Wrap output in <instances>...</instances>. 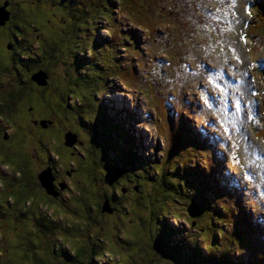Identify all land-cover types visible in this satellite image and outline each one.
<instances>
[{"label":"rangeland","instance_id":"374dc122","mask_svg":"<svg viewBox=\"0 0 264 264\" xmlns=\"http://www.w3.org/2000/svg\"><path fill=\"white\" fill-rule=\"evenodd\" d=\"M44 2L52 7L55 0ZM67 2L64 8L93 23L89 21L79 33L80 22L73 16L70 32L65 31L61 44H56L59 51L37 49L39 42L30 46H37L34 54L44 67L46 62L53 63L52 76L61 80L57 85L67 98L51 76L46 98L42 100L38 92L44 94L31 86L25 98L47 104L48 97L54 96L66 103L63 110L52 101L50 106H35L59 111L48 118L53 131H72L82 142L77 155L82 184L62 193L61 202L51 205L38 198L35 173L0 156V264H181L176 257L163 255L170 252L160 231L163 223L172 228L182 225L191 234L198 227L203 236L195 234L194 242L201 251L206 252L207 242L213 243L216 235L221 246L216 245L215 253H222L224 243L232 242L224 251L232 252L237 263L264 264V76L256 72L264 66V28L251 30L255 33L251 35L245 30L255 27L252 22L264 10V0H237L231 10L220 0H122L123 6L119 0H73L69 6ZM99 3V12L92 13ZM78 4H87L88 13L80 11ZM30 8L45 11L40 17L49 19L50 11L40 3H19L18 25H27L25 12ZM101 10L107 11L104 18ZM209 14L218 16L219 22ZM206 19L211 31L205 27ZM29 37L40 41L43 37L46 44L39 31ZM12 45L15 51L28 54L25 47ZM7 49L2 41L0 57ZM80 53H86V61L79 58ZM36 67L31 69L30 64L18 79ZM8 84L7 78L0 77V86ZM4 90L0 89V102L13 95L12 90ZM11 100L16 114L30 108L21 94ZM69 108L77 112L71 114ZM8 114L1 120L8 122ZM0 127L6 133L13 128ZM30 130L27 126L21 131L26 140L32 138ZM56 146L55 139L48 140L45 149L61 166L68 164L59 158ZM233 155L239 164L233 162ZM35 161L26 160L28 166ZM47 168L46 162L41 173ZM163 181L171 186L165 188ZM123 182L136 194L118 205L124 207L122 213L99 219L95 215L99 199L93 190L105 203V199L111 201L107 196L115 195L114 186ZM207 202L216 209L225 205L238 217L258 236L261 252L249 245V232L237 229L234 234L230 224L225 231L212 225L202 215ZM78 203L84 205L78 206L76 217L70 207ZM85 205L93 214H85ZM159 212L168 220L159 221ZM190 214L203 222L194 223L187 217ZM101 223L111 225L101 228ZM170 238L180 241L179 236Z\"/></svg>","mask_w":264,"mask_h":264},{"label":"flooded vegetation","instance_id":"af4514ba","mask_svg":"<svg viewBox=\"0 0 264 264\" xmlns=\"http://www.w3.org/2000/svg\"><path fill=\"white\" fill-rule=\"evenodd\" d=\"M68 1L67 6L70 5V3H74L73 0H55V2H51L53 3L52 8H53V12H51V7L48 6V8L50 9V13L51 15H55V18L57 19L56 22L58 23V25L60 26L59 31L54 30L53 29V25H50V19L47 20H36L34 21V24L36 25V23H41L40 25H44L45 30L44 31H40V29H38L36 26H33V30H29V32L24 33V35L22 36V34H20V31L14 27L13 25L15 23V19L17 16H20L21 13L19 12L18 9V5L20 3V6L24 5L25 3H31V2H36V3H40L41 5H45L44 4V0H31V1H27V0H0V21L1 19L5 16V12L8 14V18L6 17V19L4 20V24L1 25L0 24V43L4 40H9L12 41L13 44H18L21 47H25L27 50H29V46H34V44L32 45L30 43L31 38H29V35H31L32 32L35 31H39L46 39V41H50V40H55L57 44V46H59L61 44V35L66 31L67 34L70 32L71 30V21L73 18V12H71L68 8H64V4L65 2ZM50 3V4H51ZM92 3V1H91ZM80 7V5L78 4V8ZM102 7V4L99 3L95 9L92 11V13L94 12H99L100 8ZM88 8L85 7L82 8L81 10H83L84 12L88 13ZM39 8L38 10H34L33 8L30 9L28 12L29 15H31V13H36L38 16L40 15L39 13ZM55 11H58V13H56ZM91 12V11H89ZM37 16V18H38ZM81 19H77V22H79ZM8 22V23H7ZM70 23V24H69ZM31 25V24H29ZM37 37V35L35 36ZM41 39L38 40L36 39V41H38L43 48H46V44L43 41V37H39ZM8 53H4L1 55L0 58L2 59V67L3 69H5L6 65H12L14 62L16 61H20V57H22V59H26V55L19 53L18 51L14 50L13 45L8 46ZM22 61V60H21ZM27 78L29 80V82L33 83V81L30 79V74H27ZM34 86H36L34 84ZM49 86V83L47 84V86L45 87H40L41 91L44 93L45 90H47ZM37 87V86H36ZM38 88V87H37ZM7 93V90H4ZM8 99L3 98V101L0 102V125L5 126L4 121L1 120V118H5V115L7 112H9L8 115H11V117H9V120L11 122H9L8 126H11L12 131L9 133H6L5 130H3L0 127V151L4 152L5 156H8L9 159H11L10 161H13V163L17 166L18 162V158L24 157L25 159H27L28 156H30L31 158H34L36 161V165L33 168H31L29 171H34L35 176L38 177V175L41 173L42 169L45 168V163L47 162V167L49 168V170H51L50 172V180H51V189L49 191V194L46 191L45 186L42 184V182L37 181V178H35V180L37 181V189L36 191L39 194V199L45 198L47 203H50L51 205L56 204V203H60L61 202V198H59V196L62 193H67L70 192L72 189L76 190L79 188V186L81 185L80 183V175L78 174L79 170H81V168L79 169L78 166H80L77 162V155L79 152V147L81 148L82 146V142L80 140H78L77 135H76V139L77 141L71 145V146H67L65 144V140H64V135L66 133H62L60 134L58 137L56 135L57 131H52L50 133H52L54 136H52L50 133H48L47 137L49 139V141H52L53 139H55L57 141V150H58V155L59 158H61L62 160H64L66 163L68 164H64V166H61V161L58 159L57 161L54 160L51 157V154L45 149L46 146V138L43 135L42 132L46 131L47 128L52 127V123L47 124V126H43L41 124V121L43 120H47L50 121L47 117H45V115L43 114V107H36L41 105V101L38 100L37 98L35 99V102H31L30 100V108L27 110H18L16 114L14 109H15V102H13V100H11L12 98L10 96H8ZM41 98V97H40ZM43 100V99H42ZM28 101V102H29ZM31 103H33L34 105H31ZM36 105V106H35ZM45 105V104H42ZM9 109H3L2 107H9ZM18 106V104H17ZM37 109V110H36ZM41 109V110H39ZM45 117V118H44ZM14 119H17V123L15 124ZM20 123V124H19ZM55 124V123H54ZM29 126L30 129V133L32 135V138L29 140H26L23 135H22V130L25 129V127ZM70 131V130H69ZM72 133V131H70ZM59 146L61 148H59ZM44 151V152H43ZM17 159V160H14ZM30 159V158H29ZM17 161V162H16ZM58 162V163H57ZM54 164V168L52 167V165ZM56 165V167H55ZM67 167V168H65ZM65 170V172H64ZM64 174V175H63ZM66 175V176H65ZM68 175V176H67ZM34 176V177H35ZM72 177V179H69L67 177ZM77 177V179H75ZM93 179H95V177H93ZM75 180V181H74ZM113 186V185H112ZM112 187L110 186V191ZM115 190L114 194L115 195H109L106 198H110V200H108L110 202V205L113 207V213L108 214V213H101L100 211L98 212V214H100V216H112L115 217L116 214H120L121 212V208H118V205H122L123 200H125L126 198H129V195H134L136 194V192L131 189V187H129V185L127 184V182H123L122 185L120 187L118 186H114ZM100 190L102 191L103 195L106 194V190L101 186ZM109 190V189H107ZM94 192V198L95 199H99V201L97 202V206L98 209L100 210V204L102 201H104V199L102 198L101 194H97L96 191ZM103 199V200H102ZM68 200L73 201L74 200V196H68ZM102 200V201H101ZM107 200V199H105ZM63 203H67V201H64ZM64 204V205H65ZM81 203H78L76 205V207H70L71 213H75L76 211H78V206ZM63 205V204H62ZM71 205V204H68ZM72 206V205H71Z\"/></svg>","mask_w":264,"mask_h":264},{"label":"trees","instance_id":"16d2710c","mask_svg":"<svg viewBox=\"0 0 264 264\" xmlns=\"http://www.w3.org/2000/svg\"><path fill=\"white\" fill-rule=\"evenodd\" d=\"M119 2L121 3L122 0H119ZM44 4L45 5H43V6L46 7V11L48 12L50 9L48 8L46 2H44ZM122 6H123V2H122ZM124 6H125V4H124ZM28 11L29 10H27L25 12L26 17L29 19L27 21V25H18V22H17L16 19H18L19 16H17L16 19H15V23L13 25V28L16 27L20 32L23 31L24 33H26V32H29V30H33V26L34 27L36 26L41 31H44L45 30L44 25L43 24L42 25H35L34 21L42 19L40 17V15L44 14L45 11H39V13H40L39 16L36 13H34V14L31 13V15H29ZM51 12H53V8L51 9ZM55 12L59 14L58 11H55ZM255 12L258 13L257 11H255ZM106 13H107V11H105V10L102 11L101 10V17L104 18ZM37 16H38V18H37ZM73 16L78 18L75 13H73ZM258 16H259L258 20L257 21L255 20V21L252 22L254 24L253 26H255V27L248 26L247 31H246L247 34L249 33L251 35L253 33L251 30L258 29V28H264V10L260 11L258 13ZM49 19H50V25H53L52 26L53 29L59 31L60 26L56 22L57 19L53 18L51 13L49 14ZM78 19H81L79 21L80 25H77V30H78L79 33H81L83 31L82 30L83 28L88 27L86 24L89 21L91 23H93V19H88V18H86L84 16H81ZM29 24H31V25H29ZM73 33H75V32H73ZM108 34H109L110 37L113 36L111 32H109ZM253 34H255V33H253ZM29 36H31V35H29ZM107 41H109V40L107 39ZM37 42L38 41L34 40L33 38H31V40H30V43L32 45L33 44L36 45ZM49 42H51L52 44H50ZM122 44L124 45L125 43L122 42ZM54 46H56V44H55V42L53 40L46 41V48H45L46 52H48V51H54V52L59 51L57 49V46H56V49H54ZM32 48H34V46H32ZM36 48H37V46H36ZM93 48L96 49L95 47H93ZM37 49H43V46L40 44V46ZM7 51H8V49L4 53H8ZM34 51L35 50L34 49L32 50L30 48V46H29V50H27L28 54H25L26 55V59H24L22 61L20 59V61H16L10 66L6 65V69H7L6 72H7L8 76L12 80H14L17 76H19V74H21V72H22V70L24 68L29 70L30 64L32 65V68L36 64L37 65L36 70H42V71H44L45 74H48L49 76H51L54 79V81L56 80L55 86L61 88V90L63 91V94L65 95V100H66V98H67L66 97L67 96L66 91L64 90L63 87L57 85V83L61 82V80L60 79H55V78H57L56 76H52L53 73L50 70V68L53 66V63L46 62L47 63V67H44L41 64L40 59L35 56L36 54H34ZM80 54L81 55H79V58L81 60L85 59L86 53H80ZM87 58L88 57H86L85 61L87 60ZM85 64L91 66V63H85ZM21 67H23V68L20 69ZM15 70H16V72H15ZM2 72H3V67H0V74ZM261 72H264V71L261 70ZM261 74L263 75V73H261ZM24 80L25 79L22 78L20 81H17L13 85V89L15 91H19V90L22 91L23 93H21V96H23L25 100L29 101L28 99L25 98V96L29 93L31 88H29L30 87L29 85L26 86V82L28 80H25V81ZM49 100H50V102L51 101L53 102L52 99H49ZM56 102L58 104H60V110H63V109L67 108L66 103H64L63 101H61V100L56 101L55 100V103ZM50 105L51 104L49 103V106ZM63 105H64V108H63ZM43 108H45V107H43ZM42 112H43L44 115H52V114L55 115L59 111H55L54 108L53 109L51 108V109H47V110L42 111ZM67 112L72 114L74 112H77V110H72V108L71 109L69 108V110ZM0 156L3 157V158H7L8 160H11V159L8 158V156L4 155L3 151H0ZM29 158L32 159L30 156H28L27 159H25L24 157L18 158V162L19 163H17V167L23 169L24 171H29L34 166H37L36 163L33 166H28L26 160H29ZM14 160H17V159H14ZM78 168L80 169L81 167L78 166ZM31 172L34 173V171H31ZM163 183L166 186L165 188H168L169 186H171L170 183H167V182L165 183V181H163ZM80 184H82V183H80ZM166 201H168V200H166ZM82 205H84V204H82ZM121 207H122L121 208L122 210H121L120 213H122V211L124 209L123 206H121ZM118 208H119V206H118ZM213 208H215L214 205L212 207L211 204H209L207 202L206 203V209L202 213V215H206L209 218V221L212 223V225H214L216 223V224L220 225V227L222 226L219 229H222L223 231H225L224 230V226H226V224H230L233 227V233L234 234L235 233L237 234L238 231H241V230H244V232H249L250 233V238H249L250 239L249 240L250 243H249V245L256 252H258V253L261 252V244L258 243V239H259L258 236L256 237L254 235V233H252V231L244 223H240V221L238 220V217H235L232 212L226 211L225 205H222V207L220 206L219 209H216V208L213 209ZM89 211H90V214H93L92 209L89 208L87 205H85V208H84L85 214L90 215ZM99 211L100 210L98 209L97 212H99ZM181 212H183V211H181ZM95 215L101 220L105 219V216H100V214H95ZM158 215H159L158 216L159 221L162 220V219L166 220L168 218V216H164L162 212H159ZM74 216L78 217V214L75 213ZM190 216L191 217H189V216H187V217L189 219H192L194 223L195 222L197 223V222H199L201 220V218L199 216H194V215H191V214H190ZM226 216H228V218ZM109 217H112V216H106V218H109ZM69 218H72V217H69ZM109 219H111V218H109ZM201 221L203 222V220H201ZM103 223H101V226H102L101 228H103V227L105 228L106 227V225H104ZM216 224H215V226H216ZM236 224H237V226H236ZM110 225H111V223H110ZM110 225L108 227H106V228H109ZM125 225H126V223L123 224V226H124V228L126 230L127 227H125ZM161 228H163V229H161ZM196 228H197V231L195 233L191 234L190 232L187 233V229L185 227H183L182 225L179 228H172L168 224H164V223L161 224L160 225V231H161L163 243H164V245L166 247H168V249L170 251L169 253L163 254L164 257L165 258H169V259H175V257H176L177 261L180 262L181 264H245L244 261H240V262L237 263L235 261V259L231 256V254H233L232 252L228 253L227 251H224V249L226 247H231L233 245L232 242H230L228 246H226V243H224V245H223L224 248H223L222 253H215L214 250H216L218 248L216 245L219 244L218 246L219 247L221 246L220 241L218 242V240L216 239V235H214L212 237L213 238V243L210 244L209 242H207V244H209V246L207 245L208 248L206 247V252L205 251H201L200 250L201 247L198 244H195L194 241H195V237H196L195 234L200 235V237L203 236V235L199 234V233H201V231L198 230V227L195 226L193 229H196ZM205 229H206V227L204 225L203 231H205ZM237 229H238V231H236ZM178 232H179V235H178ZM117 234H120V233L118 232ZM216 234H217V237L220 236V232L219 231H216ZM255 234L258 235L260 233L256 232ZM261 234L264 235L262 230H261ZM171 236H179L180 237V241H172L171 238H170ZM253 238H255V239H253ZM244 250H246L245 247L243 248V251ZM81 255H83V254H81ZM92 257H94V255H91V258ZM242 259H243V256H241V260ZM236 260H237V258H236ZM88 264H93V262L88 263Z\"/></svg>","mask_w":264,"mask_h":264},{"label":"clouds","instance_id":"9594fccd","mask_svg":"<svg viewBox=\"0 0 264 264\" xmlns=\"http://www.w3.org/2000/svg\"><path fill=\"white\" fill-rule=\"evenodd\" d=\"M88 4V3H87ZM87 4H85V5H80V7L78 8L80 11H81V9L82 8H84L85 9V7H87V8H89V4L87 5ZM253 5V4H252ZM30 9H32V8H30ZM90 11H91V9H90ZM257 14V13H256ZM100 15H101V11H100ZM251 15H253V13H251ZM250 19V21H251V18H249ZM91 23V22H90ZM3 25V24H2ZM247 27V26H246ZM246 31H247V29H245ZM110 37V36H109ZM127 40V39H126ZM4 42H5V45H7V46H11L12 45V41H9V40H4ZM55 43H56V41H55ZM32 49V48H31ZM33 50V49H32ZM35 50V49H34ZM33 69V68H32ZM258 70V71H257ZM261 70H263L264 71V66L263 67H261V68H258V69H256V72H258L260 75H262L261 73H263V75L262 76H264V72H261ZM7 69H6V67H5V69H3V72L0 74V77L1 78H7L8 80H9V84H8V86L7 87H4V86H0V89H4V88H6V90H7V93H9L11 90H12V92H13V95H11L10 97L12 98V97H14V95H16V94H21V93H23L22 91H15L14 89H13V85L17 82V81H20L22 78H24L25 80H28V78H27V75L25 74L22 78H20V79H18L19 78V76H17L14 80H12L9 76H8V74H7ZM38 72H43L44 73V71H42V70H36V68H35V70H33L32 72H30L31 73V75H30V79H31V76L33 75V74H36V73H38ZM22 73V72H21ZM30 73H28V74H30ZM20 75V74H19ZM47 75V79H46V85H44V86H40V85H38L36 82H34L32 79V81H33V83H31V82H29V80L26 82V86L27 85H29V86H31V88H34V89H36L37 91H40L42 94H44V95H40V93L38 92V95L41 97V99H43L44 97L46 98V96H45V93H43L42 91H41V88L40 87H45V86H47V84L49 83V86H50V84H52V82H51V80H50V76L48 75V74H46ZM24 80V81H25ZM27 83H30V84H27ZM34 84L38 87H36V86H34ZM40 86V87H39ZM48 86V87H49ZM3 87V88H2ZM49 99H52L53 100V105L55 104V100H56V97H52V98H50V97H48V102H47V104H45L44 106H46V105H48L49 104V102H50V100ZM33 100H35V99H33ZM33 100H30L31 102H33ZM30 101H29V104H30ZM42 104H44V103H41V105ZM49 106V105H48ZM47 106V107H48ZM47 107H45L44 108V111L45 110H47L48 108ZM55 115H57V114H55ZM45 117H47V118H49V119H51L52 118V115H45ZM44 117V118H45ZM7 120H8V122H5L4 121V124H5V127H9L8 125H9V122H11L10 120H9V118H7ZM50 123H52V122H50V121H47V120H43V121H41V124H43V126H45V125H47V124H50ZM16 124V123H15ZM45 124V125H44ZM10 128H11V126H10ZM5 130V132H6V129H4ZM32 130V129H31ZM53 131V127H49V128H47V130L46 131H44V132H42L43 133V135L45 136V138H46V140L48 141L49 139H48V137H47V135H48V133H50V132H52ZM60 133H57L56 132V135H57V137L60 135V134H62L63 132H62V129H60V131H59ZM67 133H69V135H70V133L71 132H67ZM66 133V134H67ZM66 134L64 135V140H65V144L67 145V146H71V145H73L76 141H77V139H75V142L73 143V144H69L70 142H69V140H67L66 138H65V136H66ZM71 134H73V135H75V138H76V134L75 133H71ZM49 152V151H48ZM50 153V152H49ZM59 156V155H58ZM11 162H13V161H11ZM14 164V163H13ZM15 165V164H14ZM16 166V165H15ZM17 167V166H16ZM45 170H49V168H47V169H45ZM44 170V171H45ZM51 171V170H50ZM40 174H42V173H40ZM39 174V175H40ZM78 174L80 175V177H82V174H81V170H79V172H78ZM39 175H38V177H37V180H39L40 182H41V177H39ZM93 177L94 176H91V179H93ZM81 179V178H80ZM95 180V179H94ZM43 184V183H42ZM94 191V190H93ZM49 193V192H48ZM106 201H108V200H106ZM108 203H109V205H110V202L108 201ZM62 204H64V203H62ZM102 204L103 203H101L100 204V208L102 209ZM56 205H57V203H56ZM110 207L113 209V207L110 205ZM102 213H106V212H103L102 211ZM75 213H73V215H74ZM109 214V213H108Z\"/></svg>","mask_w":264,"mask_h":264},{"label":"water","instance_id":"95a60500","mask_svg":"<svg viewBox=\"0 0 264 264\" xmlns=\"http://www.w3.org/2000/svg\"><path fill=\"white\" fill-rule=\"evenodd\" d=\"M6 17L8 18V14L5 12V16L1 19L0 24H4V20L6 19ZM31 79L36 82L38 85L40 86H44L46 85V79H47V75L43 72H38L36 74H33L31 76ZM65 138L67 140H69V144H73L75 142V135L71 134L69 135V133L66 134ZM39 177H41V181H48L47 184H43L46 188L47 193L50 191L51 189V180H50V170H45L42 172V174L39 175ZM43 177V178H42ZM52 190V189H51ZM49 194V193H48ZM102 211L106 212V213H113V209L110 207L108 202H105L102 204Z\"/></svg>","mask_w":264,"mask_h":264},{"label":"snow or ice","instance_id":"6c2138e0","mask_svg":"<svg viewBox=\"0 0 264 264\" xmlns=\"http://www.w3.org/2000/svg\"><path fill=\"white\" fill-rule=\"evenodd\" d=\"M221 4H224L228 10H231L232 8H234L236 6L237 0H220ZM217 11H219V9H217ZM210 15V19L215 20L217 23L219 22V17L216 16L215 14H209ZM205 27L207 28V30L211 31L212 30V25L210 23H208V20H205ZM229 31H231L232 29L229 28ZM246 42V41H245ZM237 59H239V57L237 56ZM163 65L164 62H159ZM258 93L253 92V95H257ZM253 105H255V102H252ZM237 108H239V102H237ZM251 118V117H249ZM233 162L236 164H239V158L236 157L235 155H233ZM247 175V173H246Z\"/></svg>","mask_w":264,"mask_h":264}]
</instances>
